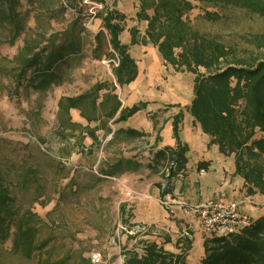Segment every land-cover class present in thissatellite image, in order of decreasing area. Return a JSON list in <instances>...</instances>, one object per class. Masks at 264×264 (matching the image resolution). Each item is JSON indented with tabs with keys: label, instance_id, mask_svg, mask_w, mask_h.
Segmentation results:
<instances>
[{
	"label": "rangeland",
	"instance_id": "374dc122",
	"mask_svg": "<svg viewBox=\"0 0 264 264\" xmlns=\"http://www.w3.org/2000/svg\"><path fill=\"white\" fill-rule=\"evenodd\" d=\"M103 1L110 10L125 15L121 23L123 30L136 28L140 38L138 32L143 34L144 29L143 24L136 21V0ZM193 6L184 17L192 30L213 37L240 55L250 49L256 57L264 59V49L254 50L247 44L252 35L264 33V19L235 8L218 10L197 2H193ZM102 7L93 0H83L76 8L53 0H35L32 4L22 0L18 11L27 15L23 37L9 45L3 42L9 31L0 29V173L9 189L16 218L27 220L37 229L38 243H48L41 252L35 253L34 262H20L11 255L10 237L0 245V264H35L38 258L88 264L92 251L103 256L100 264H114L119 258L123 263L127 250L141 253L142 242H155L169 252L178 253L187 246L185 238L190 244L184 264H200L203 257L197 241L202 243L209 237L201 233L197 225L186 224L181 216H175V208L169 211L159 203L163 191L171 193L169 187L163 189L158 185L163 178L161 175L155 177L146 172L131 176L138 183L152 180L149 190L141 193L128 189L121 179L100 174V170L113 168L115 161L122 157L145 166L152 148L144 149L143 153L135 149L132 152L131 145L119 143L92 145L85 133L58 128L57 102L61 97L77 96L96 83L113 81L105 57L107 50L110 52L107 42L104 40L106 50L99 60L93 59L92 54L93 37L98 32L106 34L97 18ZM205 12H216L219 19L208 21L204 19ZM72 27L75 28L73 34L81 38L82 48L78 55L59 66L63 82L44 91L16 87L11 78L16 74V57L23 40L32 44L40 39L38 34L42 32L46 36L70 34ZM119 39L124 41L121 34ZM155 54L156 49L150 53ZM144 78L148 91L176 97L182 105L190 99L193 76L189 73H177L172 67L164 66L158 71L149 70ZM70 117L71 122L86 126L77 112H70ZM166 130L167 126L163 132L164 142L167 141ZM145 142L148 145L149 141ZM155 178L157 182L153 181ZM128 191L149 198L130 200L126 195ZM244 194L243 191L233 197L241 208L250 206L256 212L264 210V198L260 202H245L241 200ZM250 216L256 218V214ZM13 230L11 228V233Z\"/></svg>",
	"mask_w": 264,
	"mask_h": 264
},
{
	"label": "trees",
	"instance_id": "16d2710c",
	"mask_svg": "<svg viewBox=\"0 0 264 264\" xmlns=\"http://www.w3.org/2000/svg\"><path fill=\"white\" fill-rule=\"evenodd\" d=\"M21 1L0 0V29L9 31L3 40L9 45L26 33L27 15L18 11ZM34 1L26 0L29 4ZM53 1L76 8L83 0ZM93 1L103 5L97 18L106 31V34L98 32L93 37V59L99 60L104 55L105 40L112 50H107L105 57L118 60L117 67L111 65V74L120 87L136 78V64L129 53V46L133 45H151L164 66L172 67L177 73L192 75V98L186 107L192 122L210 138L209 144L216 146L220 155L233 158V176L242 179L245 195L264 197V59L256 57L250 49L244 50L242 55L236 53L213 37L192 30L184 18L193 9V2H197L218 10H243L264 19V0H136V21L146 22V28L140 38L137 30L131 28L129 45L122 44L119 39L125 15L110 10L103 0ZM204 19L217 21L219 15L205 12ZM74 29L72 27L70 34L66 32L62 36L39 33L40 39L32 44L23 38L24 44L16 57V74L11 78L15 86L44 91L51 85H60L63 79L59 66L78 55L82 48L81 38L73 34ZM247 44L254 50L264 49V33L252 35ZM106 86L95 84L89 93L61 97L57 102L58 128L83 132L91 139L92 145L98 144L95 132L107 129L108 133L106 124L120 108V103L112 95L115 87ZM102 89L106 92L98 102ZM144 107L145 104H138L122 109L116 121H125ZM70 110H78L88 124L99 122L100 126L89 128L72 123ZM176 131L174 125L173 136L178 140ZM127 133L131 137L144 136L134 130ZM257 134L260 136L256 137ZM186 152L187 148L177 142L174 148L156 151L148 167L154 172L162 171L160 175L164 178L167 170L165 179L170 183L179 174H184ZM207 166L200 163L197 169L203 170ZM166 193L167 190L162 195ZM11 228H14L13 233ZM10 237L11 255L20 262H34L35 253L41 252L48 244L46 241L38 243L37 229L27 220L16 218L9 189L0 173V245ZM185 241L186 248H177L178 253L169 252L155 242H142L141 253L127 250L122 264H184L190 244L187 238ZM202 250L200 264H264V216L252 220L250 226L235 234L205 238ZM65 263V259L57 262L35 260V264Z\"/></svg>",
	"mask_w": 264,
	"mask_h": 264
},
{
	"label": "crops",
	"instance_id": "0c3cea01",
	"mask_svg": "<svg viewBox=\"0 0 264 264\" xmlns=\"http://www.w3.org/2000/svg\"><path fill=\"white\" fill-rule=\"evenodd\" d=\"M140 24L144 25H142V28L145 30L146 22H140ZM131 28L127 27L122 31L121 35L124 37V41H121L122 44H130ZM138 34L143 36V34L139 32ZM152 50L155 51V48L151 45L129 46V53L135 61L137 70L136 78L130 84L122 87L118 86L115 83L112 74L111 76L113 81L111 83H96L105 84V86L107 85V88H111V85L114 86L115 88L112 91V95H114L116 100L120 103V108L118 109L116 115L106 124V127L109 130L108 133L106 132L107 129H100L95 132L100 145L102 146L105 142L107 144L119 143L128 146L131 145L130 150L132 152L135 149V151L142 150L143 153L144 149L149 150L152 148L150 159L147 161L145 166H143L144 164L142 162H137L138 164H134L132 159H124L122 157L115 161L116 163L114 164L113 168L109 166V168L100 170L101 176L105 178L114 177L121 179L125 182V186L128 189L137 192L141 191V193L146 192L149 190V181L151 179L147 181L143 180L138 183L134 182V178H131V176L135 175L137 177L138 175H145L146 172H150L155 177L160 175L162 171L154 172L148 167L153 154L165 147L174 148L177 145V142H179L180 145L187 148V163L185 164L186 170L183 175L179 174V176L173 179L170 183H168V181L165 179L167 176V171H165V178H162L161 182H159L160 184L157 183L159 186L161 185L160 187L163 189L166 186H169L171 189V193L167 192L164 195L171 197L176 196V198H174L175 200L188 203H198L201 201L214 199L235 200L233 197L236 196V194L241 195V193L244 191L243 181L239 177L233 176V158H225L220 155L217 151V147L209 144L210 138L201 133L199 126L194 124L192 122V118L188 115L186 107L191 101L192 90L190 99H186V103L184 105H182L179 99L176 97L169 98L161 92L153 93L147 90L148 86H145V74L151 69L153 71L154 69L155 71H158V69L164 67L159 55H157L158 53L152 56L150 55ZM92 87L78 95L89 93ZM104 92H106L105 89H102V91L99 92L98 102L101 101L102 94ZM138 104H145V107L136 112L131 117L127 118L125 121H116L122 109L130 108ZM72 111L78 113L79 118L85 122L86 126H89L90 124L94 125L92 128L100 126L99 122H91L88 124L85 119L80 117L78 110H70V112ZM174 125H176L177 128L176 132L178 140H176V138L173 136ZM110 126H114V128H111V130L109 128ZM166 126L167 141L164 142L163 132ZM129 130L143 133L144 136L131 137L127 133ZM86 139L91 141V139L88 137H86ZM146 140L149 141L148 145L145 142ZM200 163L208 164V166L206 169L198 170L197 165ZM113 171L115 172L111 173ZM107 174L110 175L108 176ZM153 181L157 182L158 180L155 178ZM262 198L264 197L258 195L246 196L244 194L241 197V200L245 202H250V200L260 202ZM175 210V216H181L182 220H185L186 224L196 225L192 217L181 215V211L178 208H175ZM241 210L249 216L256 214V218L264 216V210L256 212L254 207L245 206L244 208H241ZM197 244L198 247H201L199 250L200 254L203 256V250H201L202 243L197 241Z\"/></svg>",
	"mask_w": 264,
	"mask_h": 264
},
{
	"label": "built area",
	"instance_id": "2783aa9c",
	"mask_svg": "<svg viewBox=\"0 0 264 264\" xmlns=\"http://www.w3.org/2000/svg\"><path fill=\"white\" fill-rule=\"evenodd\" d=\"M110 51L112 52V50ZM106 62L109 66L117 67L118 65L117 59ZM126 195L130 200L136 201L149 198L147 195L130 191ZM159 203L166 210L178 208L182 215L192 217L200 232L208 237L235 234L252 223V218L241 210L240 204L236 200L214 199L188 203L164 195ZM102 258L103 256L97 251H92L89 254L90 264H100ZM114 264H122L121 259L119 258Z\"/></svg>",
	"mask_w": 264,
	"mask_h": 264
}]
</instances>
